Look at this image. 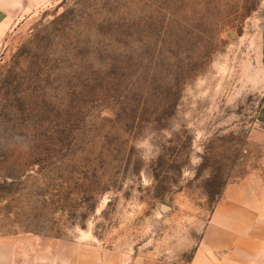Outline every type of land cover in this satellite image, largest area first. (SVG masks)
<instances>
[{
    "label": "rangeland",
    "instance_id": "1",
    "mask_svg": "<svg viewBox=\"0 0 264 264\" xmlns=\"http://www.w3.org/2000/svg\"><path fill=\"white\" fill-rule=\"evenodd\" d=\"M264 0H37L0 44V234L187 263L260 164Z\"/></svg>",
    "mask_w": 264,
    "mask_h": 264
},
{
    "label": "crops",
    "instance_id": "2",
    "mask_svg": "<svg viewBox=\"0 0 264 264\" xmlns=\"http://www.w3.org/2000/svg\"><path fill=\"white\" fill-rule=\"evenodd\" d=\"M35 1L0 0V44ZM261 75L264 81V64ZM251 140L261 146L260 164L226 184L185 264H264V105ZM36 239L0 234V264H174L154 254L128 260L82 239H57L42 245Z\"/></svg>",
    "mask_w": 264,
    "mask_h": 264
}]
</instances>
